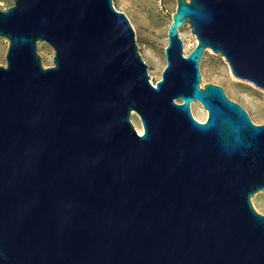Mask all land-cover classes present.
<instances>
[{
    "label": "water",
    "instance_id": "obj_1",
    "mask_svg": "<svg viewBox=\"0 0 264 264\" xmlns=\"http://www.w3.org/2000/svg\"><path fill=\"white\" fill-rule=\"evenodd\" d=\"M12 1L0 8V264H264L250 200L264 190V123L199 70L210 48L264 89V0H176L155 82L112 0Z\"/></svg>",
    "mask_w": 264,
    "mask_h": 264
},
{
    "label": "rangeland",
    "instance_id": "obj_2",
    "mask_svg": "<svg viewBox=\"0 0 264 264\" xmlns=\"http://www.w3.org/2000/svg\"><path fill=\"white\" fill-rule=\"evenodd\" d=\"M7 7L12 0H2ZM116 9L128 17L135 34L138 51L147 64V72L155 82L165 65L164 47L167 44V29L171 13L176 7V0H112ZM179 37L183 42V52L187 53L195 44L196 37L187 23L179 27ZM8 41L0 36V64H5V52ZM37 53L43 66L52 64V47L45 41L37 42ZM200 85L209 82L222 86L226 95L242 105L255 123H264V89L249 80L234 76L227 61L218 52L206 48L200 57ZM193 109L199 115L202 104ZM200 103V104H199ZM191 108V107H190ZM192 112V110H191ZM207 116V110L205 109ZM193 114V112H192ZM194 116V114H193ZM195 117V116H194ZM196 118V117H195ZM130 119L135 126L141 125L137 113L132 112ZM250 200L256 211L264 214V190L255 191Z\"/></svg>",
    "mask_w": 264,
    "mask_h": 264
},
{
    "label": "bare ground",
    "instance_id": "obj_3",
    "mask_svg": "<svg viewBox=\"0 0 264 264\" xmlns=\"http://www.w3.org/2000/svg\"><path fill=\"white\" fill-rule=\"evenodd\" d=\"M231 71V70H230ZM232 73V72H231ZM197 102L195 100L191 101L190 103V107H191V110L194 114V116L198 119V120H204L205 119V115H206V112H205V108L203 106L200 105V108H201V111L199 112V115L195 114L194 112V105L196 104ZM200 104V103H199ZM136 129L138 132H141L142 131V126L139 125V126H136Z\"/></svg>",
    "mask_w": 264,
    "mask_h": 264
},
{
    "label": "built area",
    "instance_id": "obj_4",
    "mask_svg": "<svg viewBox=\"0 0 264 264\" xmlns=\"http://www.w3.org/2000/svg\"><path fill=\"white\" fill-rule=\"evenodd\" d=\"M0 8H1V9H5V8H6V6L4 5V3H3L2 0H0Z\"/></svg>",
    "mask_w": 264,
    "mask_h": 264
}]
</instances>
